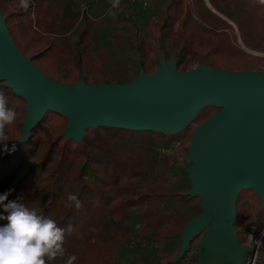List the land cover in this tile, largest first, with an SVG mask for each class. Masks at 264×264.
Here are the masks:
<instances>
[{"label": "water", "instance_id": "obj_1", "mask_svg": "<svg viewBox=\"0 0 264 264\" xmlns=\"http://www.w3.org/2000/svg\"><path fill=\"white\" fill-rule=\"evenodd\" d=\"M0 81L26 102L22 135L14 145L32 136L47 111L63 116L62 134L81 144L86 127L178 135L194 112L217 108L196 127L188 146L193 164L185 169L191 184L186 194L201 198L202 212L180 231L175 262L204 233L199 264H239L248 248L233 230L237 196L252 190L264 203V73L210 70L203 64L176 72L161 57L153 75L141 69L134 81L88 86L79 78L61 84L23 56L0 13Z\"/></svg>", "mask_w": 264, "mask_h": 264}, {"label": "rangeland", "instance_id": "obj_2", "mask_svg": "<svg viewBox=\"0 0 264 264\" xmlns=\"http://www.w3.org/2000/svg\"><path fill=\"white\" fill-rule=\"evenodd\" d=\"M96 1L98 7L101 8L100 12L93 10L92 5ZM129 1L120 0L118 7L124 9L126 2L130 7L124 9L125 13L123 11L119 13L113 29L108 28L105 34H98V27L91 26L92 22L89 18L95 13V17H100L95 24L101 21H109L110 15L107 9L110 0H88L86 3L74 2V0L60 3L34 1L31 3V10L33 11V13L31 11L32 31L38 34L42 41L50 43L49 45L58 49H62L63 46L68 47L69 50L60 52L62 56L68 58L67 64L64 61L65 66L62 68L64 69L72 65L71 62L74 57H77L75 53L80 32L85 19H87L90 23V29L92 27V34L87 38V41L90 40L91 42L89 43V54L95 58L93 61L99 67L100 77H105L106 81L112 84L137 79L142 69L139 64L138 39H143L150 51L145 62L146 71L143 70L146 76H151L158 70L161 57H163V62L167 68H174L176 72H188L201 64L210 70L216 69L208 53L210 47L203 45V42L200 43L196 37H190L188 33H185L194 27L190 20H185L184 15L188 10L195 17L197 5L194 0H153L151 5L146 8L137 2ZM236 2L238 1L214 0L215 7L209 0H204L210 11L231 25L232 30H228L227 33L233 43L248 55V59L257 57L252 64L253 70L245 72L264 73V52L254 48V45L260 47L264 45V34H262L264 32L256 33L257 28H260L259 23L257 21L252 22V34L250 35H252L253 40L248 42V45H244L236 25L224 16V13L227 12L235 13ZM246 2L253 7H257L259 4V0ZM0 6L5 11L12 35H18L24 29L27 30L25 22L27 10L19 6V0H0ZM262 12L263 10L260 9L259 13ZM10 15L18 16L9 18ZM2 17L5 18L3 15ZM185 21L186 24L183 27L182 23ZM197 29L198 34L204 36L212 31L211 28L205 26L197 27ZM66 30L68 33L65 34ZM217 70L226 71L224 69ZM80 78L84 80L86 85H92V74L88 75L83 72ZM197 114L198 111L194 112L192 119L184 126V138L177 140L183 141L189 138L190 143L198 126L194 119ZM87 129L90 128L83 129V135L86 134ZM155 133V136H152L155 141L153 145L145 143L143 138V140H128V138L121 137L120 134L110 139L111 144L116 146L117 156L125 161L129 168L136 170L134 186L137 198L141 197L142 200L137 206L126 210L125 225L127 228L125 232L123 231L124 235L116 230L110 222L92 229L88 237L91 247L88 249L89 251L87 248V251L85 250L86 254L90 253V257L88 260L84 258L85 264H158L159 262L161 264H199L204 233L194 238L190 243L189 250L178 262H175L181 245L180 232H176L177 225L185 219L189 221L197 217L202 212V208L199 206L201 198H191L185 193L184 188L178 187L182 184L191 187L186 177V171H184L187 166L193 164L188 153L189 145L185 147L186 162L182 166L170 165L168 160L159 156L157 152L160 143H165L164 140L160 141V138L166 139L168 132L159 131ZM147 134L149 133L142 135ZM62 136L64 135L62 134ZM126 143L129 144L128 147ZM130 152L135 153V155H130ZM84 175V179L90 185L92 183L102 184L101 178L104 175L98 164L92 163ZM4 192L6 191L0 189V194ZM247 203V197L243 198L242 207L246 210L244 221L240 226L233 224L237 241L241 246L248 248L245 254H241L239 264H246L253 245L258 244L261 247L260 251L262 250L261 254L264 256V236L261 237L262 232H264V228H262L264 213H261L264 210V203L259 204V210L253 211L252 214L248 212L249 203ZM3 214L5 213L0 208V215ZM109 218L107 219L109 220ZM4 225L3 222H0V226ZM163 228L168 229L171 239H159L154 236L146 238L148 231L156 233ZM138 237L141 239H136ZM126 240L130 242L128 243ZM72 241L75 249L71 251L68 246L66 255L58 257L51 264H65L68 259V252H76L77 257V249H83L84 245H77V237ZM137 242L139 247L136 246ZM74 264H79V260L76 259Z\"/></svg>", "mask_w": 264, "mask_h": 264}, {"label": "trees", "instance_id": "obj_3", "mask_svg": "<svg viewBox=\"0 0 264 264\" xmlns=\"http://www.w3.org/2000/svg\"><path fill=\"white\" fill-rule=\"evenodd\" d=\"M209 1L215 6L214 0ZM232 1H238L235 3V13L227 12L224 13V16L236 25L243 44L248 45V42L253 40L252 35H250L252 34L253 21H257L260 25L256 33L264 32V0H259V7L249 6L246 2L248 0ZM194 2L197 5L195 17L188 10L184 14L185 20H190L194 27L185 33H188L190 37H196L200 43L203 42V45L210 47L208 53L213 66L216 69L235 72L253 70L252 64L257 57L248 59V55L233 43L227 33L228 30H232L231 25L210 11L204 0H194ZM31 8L30 3L25 13L27 30H22L18 35L11 34L8 26L9 21L1 6L0 12L5 17V24L17 49L24 57L29 58L43 75L58 83L70 85L76 83L84 72L88 75L92 74V85L112 84L107 82L105 77H100L99 67L93 61L95 58L89 54L90 44L87 38L90 23L87 19H85L80 32L75 53L77 57H74L71 62L72 65L62 69L65 66L64 61L66 64L68 63V58L62 56L60 52L69 50L68 47L63 46L62 49H58L49 45L50 43L42 41V38L32 31L33 11ZM260 9L263 10L262 13H259ZM14 16L18 15L8 17L13 18ZM186 21L182 23L183 27H185ZM201 26L211 28L212 31L205 36L198 34L197 27L200 28ZM137 48L140 57L139 64L146 71L145 62L148 52H150L149 47L143 39H138ZM254 48L264 52V45L263 47L254 45ZM126 82L130 81L124 80L117 82V84ZM0 92H3L7 97L8 106L14 108L18 114L14 124L5 129L9 140L6 149L4 144H0V189L5 191L13 189L12 194L8 197L9 201L22 197L21 203L36 209L38 214L53 219L59 227L66 229L63 245L65 249L68 246L71 251L75 249L72 240L77 237V245H84L83 249H77V261L79 260V264H85L84 258L88 260L90 257V253L86 254L85 252L91 247L88 237L92 229L110 222L120 233L125 232L127 228L125 225L126 210L137 206L142 200L141 197L137 198L134 186L136 170L129 168L125 161L117 156L116 146L111 144L110 139L120 134L121 137L128 138V140H141L143 138L145 143L153 145L155 141L152 136H155L156 133L97 127L87 129L82 143L79 144L71 139L66 140L62 136V132L66 128V119L57 113L47 111L43 119L31 130L32 136L25 142L14 145L22 135L21 126L26 115V102L12 89L6 87L4 81H0ZM217 110L214 107H206L201 110L195 118L197 124L207 120ZM144 133L149 134L142 135ZM183 136L184 132L182 131L178 135H168L166 139L160 138V141L164 140L165 143H169L173 140L182 139ZM189 140V138L183 140L184 147L190 144ZM126 146L128 147L129 144L126 143ZM129 154L135 155L132 152ZM92 163L101 167L104 175L101 178L102 184L92 183L90 185L84 179V173ZM69 194L78 197L81 203L79 208L68 200ZM245 197L249 203L247 204L250 214L259 210V201L253 191L242 190L236 199L234 226H240L244 221L246 210L242 207V200ZM261 213H264V210ZM3 215H7V213ZM108 217H110L109 220ZM186 221L187 219L177 225V233L181 231ZM0 222L5 225L7 223L6 220H0ZM69 226L71 227L70 231L67 230ZM151 236L159 239H171V234L167 228L156 233L148 231L146 238ZM126 242L129 243L130 241L126 240ZM136 246H140L138 242ZM70 255L76 256V252H68V257Z\"/></svg>", "mask_w": 264, "mask_h": 264}, {"label": "clouds", "instance_id": "obj_4", "mask_svg": "<svg viewBox=\"0 0 264 264\" xmlns=\"http://www.w3.org/2000/svg\"><path fill=\"white\" fill-rule=\"evenodd\" d=\"M120 0H112V7L119 6ZM31 0H19V6L27 10ZM17 112L8 106L7 97L0 92V144L7 147L6 127L14 124ZM13 189L0 194V208L7 215H0L6 220L0 226V264H51L58 257H64V239L66 229L61 228L51 219L38 214L37 210L21 203V198L9 201ZM68 200L77 208L81 203L76 195L69 194ZM7 201V202H6ZM71 230V227L67 229ZM77 257L70 255L65 264H74Z\"/></svg>", "mask_w": 264, "mask_h": 264}, {"label": "built area", "instance_id": "obj_5", "mask_svg": "<svg viewBox=\"0 0 264 264\" xmlns=\"http://www.w3.org/2000/svg\"><path fill=\"white\" fill-rule=\"evenodd\" d=\"M129 2H137L143 8H146L151 5L153 0H130ZM157 152L159 156L165 157L170 165L182 166L186 162V148L183 146L182 140L160 144ZM263 236L264 232L261 234V237ZM260 248L258 244L251 247L249 259L246 261V264H264V256H262V250L260 251Z\"/></svg>", "mask_w": 264, "mask_h": 264}, {"label": "crops", "instance_id": "obj_6", "mask_svg": "<svg viewBox=\"0 0 264 264\" xmlns=\"http://www.w3.org/2000/svg\"><path fill=\"white\" fill-rule=\"evenodd\" d=\"M34 1H43V2H58V3H60V2H66V1H68V0H31V3L32 2H34ZM88 0H74V2H87ZM127 3V2H126ZM124 4V6H125V8H129L130 6L128 5V4ZM121 5H122V3H121ZM93 7H94V12L95 11H99L101 8H99L98 7V2L96 1V3L94 4V5H92ZM91 6V7H92ZM121 8H123V7H121ZM120 7H116V8H113L112 7V0H110V5H109V7H108V9H107V11L109 12V15H110V17H109V21H101L100 23H97V24H95V22L97 21V20H99L100 19V17L99 16H97V17H95L96 15H95V13L93 14V15H90V20H91V22H92V24H91V26H96V27H98V29H97V33L98 34H105L106 33V31L108 30V28H112L113 29V27H114V24L117 22V19H118V15H119V13H121L122 11L125 13V11H124V9H121ZM100 12V11H99ZM165 14V13H164ZM163 14V15H164ZM109 23H111L110 24V26H108L109 25ZM108 26V27H107ZM117 27V26H116ZM67 31V30H66ZM65 31V34L66 33H68V31L66 32ZM94 31V30H93ZM92 34V27H91V29H90V31H89V37H90V35ZM88 37V38H89ZM89 43H91L90 42V40H89ZM185 171V170H184ZM175 173H177L178 174V172L177 171H175ZM187 177V176H186ZM178 187H181V188H184L186 191H185V193H187L189 190H190V188L191 187H186V186H184L183 184L182 185H178Z\"/></svg>", "mask_w": 264, "mask_h": 264}]
</instances>
